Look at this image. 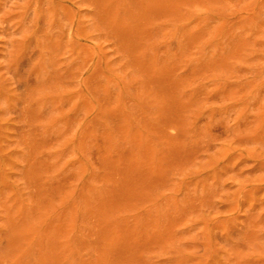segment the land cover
Instances as JSON below:
<instances>
[{
  "label": "rangeland",
  "instance_id": "1",
  "mask_svg": "<svg viewBox=\"0 0 264 264\" xmlns=\"http://www.w3.org/2000/svg\"><path fill=\"white\" fill-rule=\"evenodd\" d=\"M0 264H264V0H0Z\"/></svg>",
  "mask_w": 264,
  "mask_h": 264
}]
</instances>
